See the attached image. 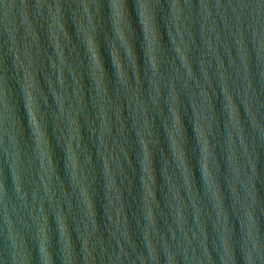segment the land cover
Returning <instances> with one entry per match:
<instances>
[{
	"label": "water",
	"instance_id": "95a60500",
	"mask_svg": "<svg viewBox=\"0 0 264 264\" xmlns=\"http://www.w3.org/2000/svg\"><path fill=\"white\" fill-rule=\"evenodd\" d=\"M119 2L0 0V264H264V0Z\"/></svg>",
	"mask_w": 264,
	"mask_h": 264
},
{
	"label": "clouds",
	"instance_id": "9594fccd",
	"mask_svg": "<svg viewBox=\"0 0 264 264\" xmlns=\"http://www.w3.org/2000/svg\"><path fill=\"white\" fill-rule=\"evenodd\" d=\"M113 7H115V8L118 10V11H117V16L120 17V18H123L124 13H123L122 9L124 8V4H123L122 0H121V2H119V3H115V4L113 5ZM146 7H147V3H146V2H142V3L140 4V8H141V9L144 10ZM119 22H120V21L117 20V25L119 24ZM117 32H118L120 38L123 39V35L120 33V29H119L118 26H117ZM44 251H45V264H51V260H50V257H49L48 254H47V251H46V250H44Z\"/></svg>",
	"mask_w": 264,
	"mask_h": 264
},
{
	"label": "snow or ice",
	"instance_id": "6c2138e0",
	"mask_svg": "<svg viewBox=\"0 0 264 264\" xmlns=\"http://www.w3.org/2000/svg\"><path fill=\"white\" fill-rule=\"evenodd\" d=\"M146 3H148V2H146Z\"/></svg>",
	"mask_w": 264,
	"mask_h": 264
}]
</instances>
